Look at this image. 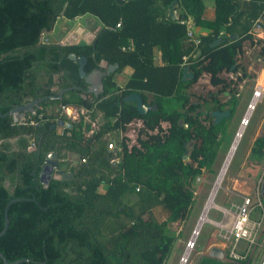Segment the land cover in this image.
Here are the masks:
<instances>
[{
	"label": "trees",
	"instance_id": "1",
	"mask_svg": "<svg viewBox=\"0 0 264 264\" xmlns=\"http://www.w3.org/2000/svg\"><path fill=\"white\" fill-rule=\"evenodd\" d=\"M176 1L180 20L175 22L168 13ZM214 5L215 20L207 21L203 0H0V112L58 96L55 88H70L58 101L62 107L98 110L105 119L99 131L87 136L91 129L83 119L69 123L62 134L52 129L57 122L45 110L53 101L43 102L36 116L28 114L25 124L0 117V233L7 209L10 220L0 237V252L9 263L166 264L178 240L170 226L188 220L197 180L206 171L214 173L221 137L239 105L237 84L250 78L239 64L245 44L259 47L264 59V39L252 34L256 26L264 28V0H215ZM87 15L102 24L91 44L45 41L60 18L74 21ZM189 19L211 30L199 45L182 23ZM218 39L224 42L213 48ZM131 44L133 50H123ZM72 54L88 59L87 74L102 61L119 66L104 79L105 92L99 98L85 97L87 84ZM184 57L195 75L189 82H183ZM128 67L134 73L120 88L115 76ZM223 73L241 77L234 82ZM204 75L220 88L218 94H230L227 102L216 95L208 103L191 102L186 92ZM134 93L158 110L140 114L135 104L125 101ZM216 110L230 111L231 116L215 124ZM134 120L143 122L139 145L129 149L124 139L119 163H114L117 155L108 150L106 137L126 131ZM16 139L19 147L11 150L9 142ZM190 141V161L185 162ZM51 151L79 155L81 164L71 169L72 180L52 177L47 185L42 183ZM250 158L264 160V135L254 142ZM57 170L64 173L61 161ZM261 200L264 205V195ZM199 264L251 261L224 263L204 255Z\"/></svg>",
	"mask_w": 264,
	"mask_h": 264
},
{
	"label": "rangeland",
	"instance_id": "2",
	"mask_svg": "<svg viewBox=\"0 0 264 264\" xmlns=\"http://www.w3.org/2000/svg\"><path fill=\"white\" fill-rule=\"evenodd\" d=\"M208 1L209 0H206L207 4ZM94 18L93 16L92 18L91 16L89 17L91 20ZM64 20V18L58 20L54 32L48 33L44 36L45 41L51 43H64V36L67 32L75 33L80 27H83V24H86V21L84 20H74L71 23L64 25ZM94 20L97 22L96 19ZM97 32L98 31H94L93 34L95 35ZM256 38L259 39L258 37ZM239 64L247 70L250 78H247L243 82H238L237 79L241 77V74H222V77L225 79L238 82L237 93L239 107L232 120L228 122L226 134L221 137L222 146L219 150L217 161L213 166L214 173L206 171L205 175L197 180L200 184H196L195 186L196 201L194 202L188 220L174 223L170 226L171 231L176 234L178 240L173 245L166 264L181 263L182 258L193 239V234L197 229L200 219L206 208H208L207 205L216 185L218 184L219 178L221 177L222 171L227 163V159L238 139L239 133L242 129V120L250 112H248V105L253 98L255 89L260 85L264 92V59L260 58L259 48H254L250 42H247L245 44L244 54L239 57ZM129 74L130 71L123 74L122 79H126ZM219 89L220 88H215L210 84V76L204 75L199 82L190 87L186 93L189 95L192 103L202 104L204 100L208 103L210 102L212 95H216L222 102L228 101L230 96L228 97L225 93L218 94ZM261 97L260 94L259 98L261 99ZM148 100L149 102L153 101V97L151 95L148 96ZM258 102L257 107L252 111L249 118L250 121L248 120L249 123L246 125L245 130L242 133V137L238 143L233 158L217 191L214 205L209 207L207 214L209 220L201 228L200 234L196 240V245L192 248L186 264H198L202 255L210 254L212 247L222 249L226 252L224 261L232 260L231 256L233 251L243 257L249 250L251 252L254 251L252 255L253 264H259L262 259L264 252V238H259L258 236L255 238V243L245 241L237 243L232 239L228 240L232 225L236 219L237 207L242 204L245 197L250 196L254 201L255 210L252 214V220L260 222L263 220L262 218L264 216V205L263 207L259 205L258 194L259 186L263 185L264 182V160L256 161L250 158L254 142L256 139L264 135V95ZM207 107V105H204V110H206ZM68 108L69 109H65L59 103H56L49 105L45 111L46 114L51 117L52 122L61 120L66 121L67 123H75L80 122L83 119L85 125L90 126L91 129L87 136H92L93 132L98 131L105 123L104 117L99 114L100 112L98 110L90 112L84 109H75L76 111H74V107ZM140 121L141 120L135 121L132 126L127 129L128 137L125 138L130 147L139 145L138 135L140 128H143L141 125L142 121ZM163 127L167 128L168 125L164 124ZM56 131L58 134L63 133L61 127L56 129ZM9 147L11 150L18 149L19 141L17 139L10 141ZM191 150L192 146L190 145L189 151L191 152ZM62 156L63 157H60V159L64 158L63 152ZM106 189L107 187L102 186L100 191L103 192L106 191ZM220 207L227 209L228 213L226 215L223 214L219 210ZM122 220L125 219L122 218ZM210 241H213L214 243L208 247Z\"/></svg>",
	"mask_w": 264,
	"mask_h": 264
},
{
	"label": "water",
	"instance_id": "3",
	"mask_svg": "<svg viewBox=\"0 0 264 264\" xmlns=\"http://www.w3.org/2000/svg\"><path fill=\"white\" fill-rule=\"evenodd\" d=\"M177 4H178V1H176L169 8V18L175 22L180 20L177 13H176V10H175V7L177 6ZM223 42L224 41L222 39H218L217 41H215L212 44V47L216 48V47L220 46ZM60 44L64 46V43H60ZM70 58L73 61H78V63H79L80 76H81V78H83L85 80V82L87 84L86 93L93 94L97 98H99L105 92L104 79L106 77H108L109 75L116 73L117 69L119 68L118 65H108V63L106 61H102L98 69L94 70L90 74H87L85 72V67L88 63V59L86 57H82L78 60V57L75 54H72V55H70ZM194 79H195V75L191 71V68L189 66L185 67L184 71H183V82H189V81H192ZM68 91H70V89H64L61 92V94L59 95V97L52 96V99L62 100L63 96ZM45 100L46 99H40V100H36V101L26 103L22 106L15 108L14 110L10 111L7 114H2L0 112V117L6 118L8 116H12L14 122L19 123L20 120L24 117H27L28 114L36 116L37 110L41 109V104ZM125 101L127 103L135 104L137 110L142 115L148 114L149 111L158 110L157 105H155V106L147 105L144 102V99L142 98V96L138 93H134V94L128 96L125 99ZM212 116L214 117L215 124H219L222 120L229 118L231 116V112L230 111L216 110V111L212 112ZM57 127H58V124L53 125L52 129L55 130ZM188 127H189L188 124H185V128H188ZM191 144H193V141H190L189 143L186 144V147L188 150L186 152V155L184 156L185 162H189V160H190V151L189 150H190ZM58 159H59V153L58 152H52L47 156V159H46L44 166H43V173H42V177H41V181L44 185H47L52 177H55L57 179H64V180H72L73 179V175L71 173L57 172V168L59 165V161H57ZM262 195H264V182L262 185ZM14 202L15 201H12L10 203V205L13 204ZM9 225H10V220L8 217V209H7L6 213H5V227H4L3 231L0 233V237L7 232ZM195 232H194V234H195ZM224 256H225V252L216 248V247H213L211 249L210 254H209L210 258L217 259V260H223ZM0 258L3 259L4 264H21L22 262H29L30 261V260H19V261H16L14 263H9L8 260L5 258V256L1 252H0Z\"/></svg>",
	"mask_w": 264,
	"mask_h": 264
},
{
	"label": "built area",
	"instance_id": "4",
	"mask_svg": "<svg viewBox=\"0 0 264 264\" xmlns=\"http://www.w3.org/2000/svg\"><path fill=\"white\" fill-rule=\"evenodd\" d=\"M182 23L186 24V26L188 27L189 39L191 41H193L196 45H199L201 43V39L194 32V25L192 23V20L189 19L187 21H182ZM120 26H121V23L118 24V27H120ZM133 49L134 48H133L132 44L128 48H126V47L123 48L124 51L133 50ZM184 61H185L184 66H186V67L189 66V62H188L187 57H184ZM260 94L263 97V95H264L263 89L262 88L255 89V92L253 94V98L248 105V112L250 111V109L253 106L257 107L259 102H257L256 104H254V102H255L256 98L259 99ZM262 97H261V99H262ZM64 108L69 109L68 107H64ZM73 109H74V111H76L75 109H84V108H73ZM84 110H86V109H84ZM248 112H247V114H248ZM246 118H247V115L243 118L242 123H241V127L244 126V123L246 122ZM135 121H138V120H134L132 123L128 124L127 129L130 126H132V124ZM249 121L247 122V124L249 123ZM26 122H27V117H24L20 120L19 123L25 124ZM31 124H34V122H31ZM141 125L143 126V122H141ZM125 137H128L127 130L126 131L117 130V131H114L113 133L108 134V136L106 137V139L108 140V150L112 151L113 153H115V155H117L116 159L113 161L114 163H119V159L121 157V155H119V154L123 153L122 143H123V140L126 139ZM126 144H127V139H126ZM31 147L34 148L35 144H32ZM128 147H129V149L132 148V146L131 147L128 146ZM82 162H85V160H83ZM258 194H259V205L263 207V202L261 200L262 185L259 186ZM219 210L225 215L228 213V210L223 208V207H220ZM254 210H255V205H254V201L252 200V198L250 196L245 197L242 204L237 207L236 219L232 225L230 237L228 238V240L232 239L233 241H235L237 243L240 241L255 243V238H257L258 236H259V238H261L260 237L261 233H263V231H264V216L262 218L263 220L260 222L253 221L252 220V214H253ZM193 236H194V234H193ZM193 244L195 245V242L191 241L189 244V247L187 248L186 253L188 252V250H190V248H191L190 245H193ZM194 245H193V247H194ZM253 252L254 251L248 252L247 257H249V256L252 257ZM186 253H185V255H186ZM185 255L182 258V261L185 259ZM231 258L233 261H240L241 259H244V257H241L238 254H236L235 251H233ZM182 261L180 264H182ZM259 264H264V252H263V256H262V259H261Z\"/></svg>",
	"mask_w": 264,
	"mask_h": 264
},
{
	"label": "crops",
	"instance_id": "5",
	"mask_svg": "<svg viewBox=\"0 0 264 264\" xmlns=\"http://www.w3.org/2000/svg\"><path fill=\"white\" fill-rule=\"evenodd\" d=\"M205 5H206V11H205V16L204 18L207 20V21H214L215 20V0H209L208 1V4L206 3V0H203ZM175 10H176V13L178 15V17L180 16V10L177 9L175 7ZM168 16H169V13H168ZM85 17V18H84ZM84 17H81V18H78L76 20H84L86 21V24H83V27H80L77 32L75 33H70V32H67V34L64 36V46H67V45H79L81 43H87V44H91L94 39L96 38L98 32L102 29V24L99 22L98 19L94 18L97 20V22L94 20V19H89V15L87 16H84ZM92 18V16H91ZM65 19V18H64ZM180 19V17H179ZM192 20V23L194 25V32L197 36L201 37V36H207L208 34H210L211 30L208 29V28H204V27H197L194 23V20ZM72 21H69L67 19L64 20V25H67L69 23H71ZM86 25V26H85ZM94 31H98L97 34H93ZM252 34L254 35L255 39H257L256 37H258L259 39H264V28H260L259 26H256L254 29H253V32ZM235 38V37H234ZM83 40V41H81ZM257 47V46H254V48ZM259 48V47H258ZM245 50V49H244ZM242 55H240L241 57ZM158 61L159 63H161V52L158 51ZM108 63V62H107ZM108 65H110L108 63ZM128 71H130V74L128 75V77L126 79H122V75L123 74H126ZM134 73V70L130 67L126 68L121 74H117L115 76V82L117 83V85L120 87V88H123L126 86V84L128 83V81L130 80L131 76L133 75ZM260 82V80H259ZM80 86H76L74 87L73 89H76V90H80ZM257 88H261L260 85L257 86ZM70 89V88H68ZM263 89V88H262ZM72 89H70L71 91ZM68 91V92H70ZM65 93L64 96L67 95V93ZM88 93H84L85 97H89V98H92L94 95L93 94H90V95H86ZM225 95H227L228 97L230 96V94L227 92L225 93ZM68 96V95H67ZM227 102V101H226ZM239 107V106H238ZM100 112V111H99ZM252 113V112H251ZM99 114H101V116H103V114L100 112ZM104 117V116H103ZM105 120V119H104ZM69 123H67L66 121H64V130L66 127H69ZM102 127V126H101ZM100 127V128H101ZM63 129V128H62ZM245 130V127H243L241 129V131ZM99 131V130H98ZM240 131V132H241ZM242 132V133H243ZM242 135V134H241ZM240 135V136H241ZM64 158H62L60 161L63 163L64 162V172L65 173H71V169L75 168V167H78L80 164H81V161H80V157L78 154H75V153H72V152H68V151H64ZM60 157H63L62 156V153L59 154ZM106 187V186H105ZM105 192V191H103ZM261 238H264V233H261ZM213 248V247H212ZM222 250V249H220ZM224 251V250H222ZM211 252V251H210ZM225 252V251H224ZM250 252V250L248 251ZM209 255V254H208ZM225 255H226V252H225ZM204 255L201 256V258L203 257ZM248 256V253L243 256L244 259H241L240 261L241 262H247V260L249 259L251 261V264H253V261H252V257H247ZM201 258L199 259V261L201 260ZM225 258V256H224ZM217 260V259H215ZM199 261H198V264H199ZM220 262H224V263H238L239 261H233V260H227V261H224L223 260H218ZM249 262V261H248Z\"/></svg>",
	"mask_w": 264,
	"mask_h": 264
},
{
	"label": "bare ground",
	"instance_id": "6",
	"mask_svg": "<svg viewBox=\"0 0 264 264\" xmlns=\"http://www.w3.org/2000/svg\"><path fill=\"white\" fill-rule=\"evenodd\" d=\"M260 100V98L259 99H256L255 100V102H254V104H256L258 101ZM254 106L250 109V112H249V114L247 115V118H246V122L244 123V126L243 127H246V124H247V122H248V120H249V118H250V116H251V112L254 110ZM242 127V128H243ZM242 132H243V130L239 133V136H238V139H237V141L235 142V144H234V146H233V149H232V151H231V153H230V155H229V157H228V159H227V163H226V165H225V167H224V169H223V171H222V174H221V177L219 178V181H218V184L216 185V187H215V190H214V192H213V194H212V196H211V198H210V200H209V203H208V205H207V207L208 208H206V210H205V212L203 213V215H202V217H201V219H200V222H199V224H198V226H197V229H196V232H195V234H194V236H193V239H192V241L193 242H195V245H196V240H197V238H198V235L200 234V230H201V228L204 226V224L209 220V218L207 217V214H208V211H209V207H212L213 205H214V199H215V197H216V195H217V191H218V189H219V187H220V185H221V183H222V180H223V178H224V176H225V174H226V171H227V169H228V167H229V164H230V162H231V160H232V158H233V155H234V153H235V151H236V148H237V146H238V143H239V141H240V139H241V137H242ZM241 135V136H240ZM194 245V244H193ZM193 245H190V250H188V252L186 253V255H185V259L183 260V264H186L187 262H188V259H189V256H190V253H191V249H192V247H193Z\"/></svg>",
	"mask_w": 264,
	"mask_h": 264
},
{
	"label": "flooded vegetation",
	"instance_id": "7",
	"mask_svg": "<svg viewBox=\"0 0 264 264\" xmlns=\"http://www.w3.org/2000/svg\"><path fill=\"white\" fill-rule=\"evenodd\" d=\"M106 70V69H105ZM115 74V73H114ZM64 89H57V88H55L53 91H56V92H58V96H54V97H59V95L61 94V92L63 91ZM85 92H86V90H85ZM86 95H90V94H86ZM64 97V96H63ZM46 100L44 101V102H50V101H53L54 102V104H56V103H58V101H62V100H60V99H52V96H50L49 98H45ZM56 124H58V127L56 128V129H58L59 127H61V128H63V132H64V121H61V120H58L57 121V123ZM55 129V130H56ZM52 152H54V151H51L50 153H52ZM49 153V154H50ZM48 154V155H49ZM60 154V153H59ZM47 155V156H48ZM60 155H59V159L57 160V161H59V163H60ZM46 161V160H45ZM44 166V165H43ZM57 172H59L58 170H57ZM65 173V172H64ZM57 174V173H56ZM55 175V174H54ZM53 175V176H54ZM205 209V208H204Z\"/></svg>",
	"mask_w": 264,
	"mask_h": 264
}]
</instances>
